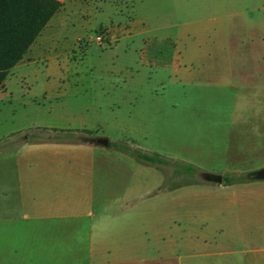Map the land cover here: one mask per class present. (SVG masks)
I'll return each mask as SVG.
<instances>
[{"label":"rangeland","instance_id":"1","mask_svg":"<svg viewBox=\"0 0 264 264\" xmlns=\"http://www.w3.org/2000/svg\"><path fill=\"white\" fill-rule=\"evenodd\" d=\"M111 1L94 0L105 3L103 11L78 17L76 29L61 28L54 40L65 43L64 57H42L13 75L12 101L0 110V135H16L14 142L24 140L25 132L41 135L43 128L35 124L50 103L76 111L96 101L101 117L93 135L135 143L169 161L128 162L120 146H98L111 158L102 177L106 199L118 189L130 193L95 207L96 214L112 216L120 207L122 218L129 205L135 234H144L151 219L154 232L161 229L169 238L208 240L204 252L234 248L249 252L252 264H264V180L245 181H259L257 188H224L203 177H246L264 167V0ZM114 5L129 24L110 42L107 28L98 25ZM98 35L103 45L95 41ZM45 91L50 98L42 97ZM7 147L8 153L14 148ZM186 164L194 172L185 173ZM23 206L0 205V234L15 228L1 220L29 217ZM248 217L259 221L252 230L258 240L241 243ZM256 250L259 257L251 259Z\"/></svg>","mask_w":264,"mask_h":264},{"label":"crops","instance_id":"2","mask_svg":"<svg viewBox=\"0 0 264 264\" xmlns=\"http://www.w3.org/2000/svg\"><path fill=\"white\" fill-rule=\"evenodd\" d=\"M60 1L63 3L61 9L51 18L24 58L11 69L0 88V110L6 107L5 100L12 101L9 82L13 75L17 72L21 74L23 68L43 58L51 61L54 57L57 60L64 57L65 43H55L56 34L62 27L73 26L76 29L78 17L103 11L105 6V3L96 4L94 0ZM128 24L122 19L120 9L114 5L109 19L98 26L99 29L107 28L106 38L115 42ZM59 48L62 51H58ZM50 52L53 55L47 56ZM42 97L50 98L46 91ZM50 105V110L43 111L41 120L35 125L39 128L75 130L85 136L80 142L57 143L35 141L29 132H25V138L20 142L13 141L16 135H0V205H24L23 208L29 212V217L1 220L4 224L15 225V228L0 234V264H185V260L204 257L213 258L214 262L208 264H219L220 260L223 264L255 262L248 259L249 252H239L234 248L223 253L204 252L202 248L207 247L206 239L169 238L159 232L161 229L154 232L151 219L145 221L144 234H135V216L129 205L123 206L122 218L120 207L112 216L101 212L96 214L93 211L95 207L113 205L122 199L120 194L130 193L129 188L123 192L121 189L112 190L118 194H111L106 199L102 177L111 158L99 152L97 148L100 145L84 141L85 137H103L91 133L100 128L101 106L94 101V106H82L76 111L68 107V111H64L56 109L52 103ZM7 144L14 147H9V153ZM125 155L128 162L137 161L133 156ZM220 185L250 189L259 187L260 183L250 181ZM246 219L240 228L239 241H257L255 237L258 233L252 230L259 225V221L253 217ZM160 225L166 226L163 222ZM186 248L188 251L185 254H176V250ZM251 253V259L259 257L257 250Z\"/></svg>","mask_w":264,"mask_h":264},{"label":"trees","instance_id":"3","mask_svg":"<svg viewBox=\"0 0 264 264\" xmlns=\"http://www.w3.org/2000/svg\"><path fill=\"white\" fill-rule=\"evenodd\" d=\"M62 5L60 0H0V88L4 85L11 69L24 58ZM42 130L41 135L33 136L35 141L76 143L80 142L78 138L82 135L75 130L48 128ZM111 145L120 146L125 153L139 161L169 163L160 154H151L140 148H133L128 143L122 145L114 141L110 142L109 146ZM194 170L195 167L191 164H186L183 169L185 173H192ZM245 181H248L245 177L225 176L224 184Z\"/></svg>","mask_w":264,"mask_h":264},{"label":"water","instance_id":"4","mask_svg":"<svg viewBox=\"0 0 264 264\" xmlns=\"http://www.w3.org/2000/svg\"><path fill=\"white\" fill-rule=\"evenodd\" d=\"M84 141L94 145L109 146L110 139L108 137H85ZM248 178L251 180H264V167L254 170L248 174ZM205 179L209 182L222 184L223 176L218 173H208L205 175Z\"/></svg>","mask_w":264,"mask_h":264},{"label":"built area","instance_id":"5","mask_svg":"<svg viewBox=\"0 0 264 264\" xmlns=\"http://www.w3.org/2000/svg\"><path fill=\"white\" fill-rule=\"evenodd\" d=\"M98 45H103L104 43V37L102 35H98L95 39Z\"/></svg>","mask_w":264,"mask_h":264},{"label":"flooded vegetation","instance_id":"6","mask_svg":"<svg viewBox=\"0 0 264 264\" xmlns=\"http://www.w3.org/2000/svg\"><path fill=\"white\" fill-rule=\"evenodd\" d=\"M208 173H212V172H205V173H203V177L205 178V175L208 174ZM218 174H220V173H218ZM221 175L223 176V183L222 184H224L225 176L223 174H221ZM245 178H247L248 180H251V179L248 178V175Z\"/></svg>","mask_w":264,"mask_h":264}]
</instances>
